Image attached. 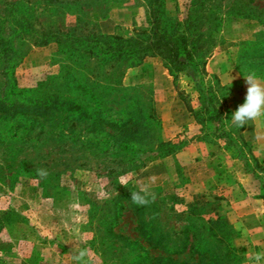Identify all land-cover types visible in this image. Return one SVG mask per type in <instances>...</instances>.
I'll list each match as a JSON object with an SVG mask.
<instances>
[{
	"label": "rangeland",
	"instance_id": "obj_1",
	"mask_svg": "<svg viewBox=\"0 0 264 264\" xmlns=\"http://www.w3.org/2000/svg\"><path fill=\"white\" fill-rule=\"evenodd\" d=\"M150 13V0H0V264H74L84 248L89 264H196L189 225L204 218L189 213L197 199L212 202L203 210H217L234 230L218 245L237 259L222 264H251L249 254L264 251V173L255 169L264 168V117L244 126L256 163L247 155L243 163L241 153L199 132L184 104L195 109L189 80L173 81L160 59L93 70L91 38L147 32ZM163 14L169 29L186 21L194 58L207 80L229 89L232 115L246 96L244 75L264 78V63L241 58L264 53V0H163ZM90 97L120 115L154 108L160 139L178 150L108 173L94 140L84 144L86 119L58 107L66 100L85 108ZM145 186L155 200L133 204L131 191ZM200 233L212 246L207 230Z\"/></svg>",
	"mask_w": 264,
	"mask_h": 264
},
{
	"label": "trees",
	"instance_id": "obj_2",
	"mask_svg": "<svg viewBox=\"0 0 264 264\" xmlns=\"http://www.w3.org/2000/svg\"><path fill=\"white\" fill-rule=\"evenodd\" d=\"M150 3V27L147 32H136L134 36L126 39L112 35L102 36V38L98 35L91 38L93 42L91 49L94 50L97 60L94 62L93 70L98 68L101 71L107 63H116L117 65L126 61L128 67H133L146 57L160 59L173 81L179 75H183L189 80L190 89L195 97V109L186 102L184 104L193 120L201 126L199 132L221 142L224 149L241 153L243 163L248 160L245 158L246 155L256 163L250 147L245 143L241 134L244 127L235 129L236 127L231 124L232 115L227 106L229 89L226 86H221L215 76H211L210 80H207L202 65L194 58L196 48L192 45L189 46L191 37L190 30L188 32V29L184 27L186 21L183 26L176 24L173 28H166L164 26L163 0H150ZM246 45L254 47L256 44L247 42ZM241 58L250 61L258 59L261 64L264 63V53L245 55ZM262 71L264 72V70ZM95 80L99 81V77L95 76ZM65 81V78L62 79L63 83ZM6 85L7 80L3 78L1 90ZM93 86L92 90L99 88V84L96 82L93 83ZM76 88L82 89L79 84L76 85ZM100 89L105 90V88ZM179 96L182 97L181 94ZM40 98H44V96ZM90 98L84 105L85 108H75L66 100L64 103L60 102L58 107H65V113L73 111L75 117L80 120L86 119L87 123L84 126L86 142L84 144L94 140L91 142V146L93 144L106 157L104 159L109 160V164L105 166V169H110L108 173L115 174L112 171V165L122 171L129 172L142 168L147 162L174 154L178 150L177 146L160 139L158 135L159 122L154 108H142L140 111L125 108L119 112L122 113L120 115L112 108H100L101 102L94 103V99ZM91 102L93 104L91 108H88ZM44 104L38 100L34 102L38 112L39 107ZM41 109L43 108L41 107ZM35 117L40 116L36 114ZM69 136L73 138L75 135L69 134ZM247 169L245 168V171ZM255 169L258 173H264V168L257 164ZM262 189L264 190V186ZM262 199L264 201V194ZM212 200L217 199L213 198ZM208 204L212 205V202L208 203L197 199L190 210L189 214L200 215L204 219H195L189 225V232H191L189 256L196 258V264L200 263V259L202 260L201 264H222V261L227 257L234 261L237 257L231 248L228 245L219 248L221 245H218L232 235L234 230L217 210L214 212L211 209L204 211L203 207L209 206ZM203 228L207 230L209 237L214 238L212 246L211 243L204 242L200 233ZM148 244L150 245V243ZM153 247L155 246L153 245Z\"/></svg>",
	"mask_w": 264,
	"mask_h": 264
},
{
	"label": "clouds",
	"instance_id": "obj_3",
	"mask_svg": "<svg viewBox=\"0 0 264 264\" xmlns=\"http://www.w3.org/2000/svg\"><path fill=\"white\" fill-rule=\"evenodd\" d=\"M247 84L244 102L232 113L231 124L237 128L244 127L248 121L264 117V78H261L255 71L244 75ZM232 80V79H231ZM229 80V84H231ZM41 177L47 176L46 169H38ZM127 181L124 182V186ZM155 193L148 187H141L139 190L131 191V201L137 206H146L155 200ZM74 264H89V250L79 249L72 255ZM251 264H264V251L250 253L248 257Z\"/></svg>",
	"mask_w": 264,
	"mask_h": 264
},
{
	"label": "crops",
	"instance_id": "obj_4",
	"mask_svg": "<svg viewBox=\"0 0 264 264\" xmlns=\"http://www.w3.org/2000/svg\"><path fill=\"white\" fill-rule=\"evenodd\" d=\"M138 83H139V82H138ZM161 114H162V113H161ZM161 118H164V117L161 116ZM164 119H165V118H164ZM246 126H248V125H246ZM246 129H247V127H245V130H246ZM245 130H244V131H245ZM244 131H243V132H244ZM259 144H260L259 141L255 142V146H256V147H255L256 149L254 150V151H255V155H258V154H259V149H258V147H257Z\"/></svg>",
	"mask_w": 264,
	"mask_h": 264
}]
</instances>
